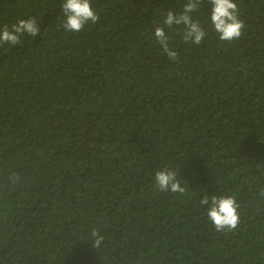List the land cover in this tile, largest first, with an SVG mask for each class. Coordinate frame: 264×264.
Masks as SVG:
<instances>
[{
    "label": "trees",
    "instance_id": "obj_1",
    "mask_svg": "<svg viewBox=\"0 0 264 264\" xmlns=\"http://www.w3.org/2000/svg\"><path fill=\"white\" fill-rule=\"evenodd\" d=\"M236 2L238 40L208 0L200 45L165 28L175 62L154 29L186 0H92L78 33L63 0H0V27L41 28L0 46V264H264V0ZM165 167L184 194L156 190ZM233 193L240 223L217 232L199 201Z\"/></svg>",
    "mask_w": 264,
    "mask_h": 264
},
{
    "label": "clouds",
    "instance_id": "obj_2",
    "mask_svg": "<svg viewBox=\"0 0 264 264\" xmlns=\"http://www.w3.org/2000/svg\"><path fill=\"white\" fill-rule=\"evenodd\" d=\"M202 0H186L183 10L180 12L168 11L165 14L162 25L154 29L156 42L167 55L170 61H179V54L170 47L171 37L165 28L172 29L174 26L180 28V35L184 43L200 45L208 32L199 19H194L193 14L198 12ZM210 4L209 19L212 30L218 35L222 42H231L240 39L244 34L245 21L241 19L240 8L236 0H208ZM92 0H63L61 5L64 21L62 27L68 32H81L89 23H98L100 17L91 6ZM182 26V27H181ZM41 34V28L35 17L21 18L9 26L4 24L0 27V46L18 45L22 37H37ZM19 173H10L7 180L11 185L20 181ZM154 184L157 191L184 194L185 187L177 178V172L165 167L155 172ZM264 195V190L261 191ZM200 205L207 206V217L214 225L217 232L234 231L241 220L239 209L241 205L237 201L235 193L231 195H205ZM91 236L93 247L98 249L105 237L98 229H93Z\"/></svg>",
    "mask_w": 264,
    "mask_h": 264
}]
</instances>
